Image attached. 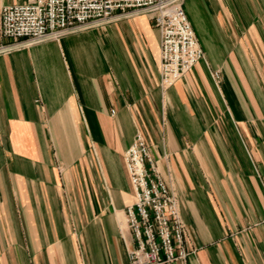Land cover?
<instances>
[{"label":"crops","instance_id":"crops-1","mask_svg":"<svg viewBox=\"0 0 264 264\" xmlns=\"http://www.w3.org/2000/svg\"><path fill=\"white\" fill-rule=\"evenodd\" d=\"M183 9L204 55L169 88L146 14L0 53V264H130L138 134L185 224L170 264H264V0Z\"/></svg>","mask_w":264,"mask_h":264},{"label":"built area","instance_id":"built-area-1","mask_svg":"<svg viewBox=\"0 0 264 264\" xmlns=\"http://www.w3.org/2000/svg\"><path fill=\"white\" fill-rule=\"evenodd\" d=\"M184 0H16L0 10V53L81 32L117 16L146 14L160 31V86H173L203 59ZM218 81V72L213 73ZM135 202L125 208L130 264H170L188 256L176 196L160 178L143 136L124 153Z\"/></svg>","mask_w":264,"mask_h":264}]
</instances>
